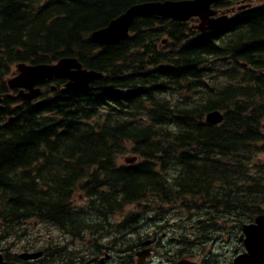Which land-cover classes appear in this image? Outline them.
<instances>
[{"label": "trees", "instance_id": "1", "mask_svg": "<svg viewBox=\"0 0 264 264\" xmlns=\"http://www.w3.org/2000/svg\"><path fill=\"white\" fill-rule=\"evenodd\" d=\"M163 1L0 0V95L19 63L76 58L103 74L88 91L63 93L65 81L54 80L36 101L3 97L0 242L20 240L36 222L82 242L83 252L118 238L134 253L144 242L138 215L115 216L132 205L159 213L176 206L195 218V255L214 233L237 240L264 214V4L205 33L192 22L139 16L125 41L88 40L131 6ZM215 110L222 123L206 124ZM126 155L137 162L119 165ZM30 239L20 247L84 264L75 262L78 247ZM179 243L178 258H189V243Z\"/></svg>", "mask_w": 264, "mask_h": 264}, {"label": "water", "instance_id": "2", "mask_svg": "<svg viewBox=\"0 0 264 264\" xmlns=\"http://www.w3.org/2000/svg\"><path fill=\"white\" fill-rule=\"evenodd\" d=\"M227 0H180L163 2H146L136 4L127 9L122 15L112 20L106 27L94 31L88 40L97 45L110 46L118 44L129 38L130 27L136 17L153 16L168 18L177 22H189L197 19L198 23L191 26L193 30L205 33L214 30L224 23L229 13L241 11L251 5H241L226 11H219L214 6ZM17 75H13L6 83L10 90L19 89L16 96L18 99L33 101L41 95L39 84L53 79L66 80L61 88L64 93L75 91H88L90 84L102 78L101 73L83 69L82 65L75 58H63L55 64L46 65H16ZM55 87H52L54 90ZM10 97V95H8ZM0 96V112L3 110ZM223 120V115L219 111H212L205 117V122L209 125H219ZM135 158L127 159L126 163H134ZM240 241L245 252L237 255L232 264H262L264 262V214L255 218L251 224L242 227ZM150 251L138 252L137 264H141L149 255ZM42 256V252L22 253L23 260L37 259ZM0 264H15L3 261L0 254ZM176 264H196L189 260H180Z\"/></svg>", "mask_w": 264, "mask_h": 264}, {"label": "flooded vegetation", "instance_id": "3", "mask_svg": "<svg viewBox=\"0 0 264 264\" xmlns=\"http://www.w3.org/2000/svg\"><path fill=\"white\" fill-rule=\"evenodd\" d=\"M155 212V216H148L141 215L139 213L138 220H140L141 231L144 233L142 239L143 243L132 253L128 247L125 245L126 240L124 239L123 242L116 238L113 241H108V238H101L98 239L97 244H92L90 247L89 252H83L80 248L79 250V258L75 259V262L84 263V264H137V251L142 250H151V254L148 258L143 260L141 264H153L152 257L156 254V248L162 247L165 250V263L166 264H175L178 261V254H177V245L174 244V241L177 240L176 238L172 239V244L168 243L167 245L159 240L157 234L155 233L156 228L159 225H164L166 228H183L184 222H189L191 220V216H187L184 219H181V223L178 226L177 221L173 222V217H168L167 215L159 216L158 210H148ZM123 216V214H121ZM127 215L123 216L122 221L125 219ZM175 223V224H174ZM146 228H150L151 231H147ZM149 232V233H148ZM178 236V235H177ZM168 237L164 234L163 236ZM113 239V238H111ZM9 240V239H8ZM7 239H4L0 242V254L3 256L4 262L15 263V264H59L56 263L52 256L48 253L42 251L43 255L41 258L31 259V260H23L19 257L22 253H34L35 251L32 249H20L19 246L11 247L13 244L9 243ZM193 245L194 241L189 242L188 252L190 253L191 257H194L193 254ZM17 248L20 250L18 251ZM196 258H203L205 264H218V262L214 259L211 254L206 256H201L199 253L196 254ZM162 262V261H161ZM163 263V262H162Z\"/></svg>", "mask_w": 264, "mask_h": 264}, {"label": "rangeland", "instance_id": "4", "mask_svg": "<svg viewBox=\"0 0 264 264\" xmlns=\"http://www.w3.org/2000/svg\"><path fill=\"white\" fill-rule=\"evenodd\" d=\"M263 3H264V0H253L254 6L260 5ZM13 68H15V66ZM129 158H131L130 155H126V156L119 158L118 160L119 165L127 164L126 159H129ZM76 203L79 204L80 201L76 200ZM132 211L139 212L142 216L145 215L146 217L148 216L154 217L156 214L155 212H152V211L140 212V210H138L136 207H130L126 209V211L123 213V216L127 215L128 213ZM183 213L184 211L177 209L178 216H181ZM175 214H176L175 211H173V212L166 213L165 215H167L168 217L170 216L173 217L174 218L173 222L177 221V224L179 226L181 222L179 218H176ZM188 215H192V213L189 212ZM123 216L119 215L117 217V221H122ZM194 222H195V218L192 217L189 222L183 223L184 225L183 228H166L164 225H159L160 229L158 230L157 237L159 240H162L164 244L167 245L168 243H170L173 246V243L171 242V240L177 236L178 232L185 233V229L187 228V232L190 235L191 239L196 240L197 236L199 235V229L194 224ZM27 224L29 225L28 228H23L26 230L25 236H19L20 240L11 239V238L8 240L9 243L13 244V246H11L12 248L15 246L20 247V244L25 243L28 237L32 238L30 239L32 243L34 244L38 243L37 246L40 245L39 243H44L46 240H49V239H53L54 241L61 243L62 245H65L67 243L68 250L70 249V251L68 252H72L71 249L73 248L78 247L79 249L83 247L82 242L71 241V239L65 238L64 236L60 234V232L56 228H53V227H50L44 224H37L36 222L35 223L27 222ZM146 229L149 232L151 231L150 228H146ZM164 234L168 237L164 238L163 237ZM35 240L37 241V243L35 242ZM178 240L180 239L177 238V240L174 241V244ZM210 242H211V245L207 247V250L213 252L214 256L216 257L215 260L218 262V264H231L233 258L238 253L242 252L240 243H238L233 233H231L229 236H227L224 233H214L211 237ZM20 249L22 248L20 247ZM17 250L20 251L18 248ZM155 252L156 254H154V256L152 257L153 264H166L165 263V254H166L165 250H163L162 247H160L158 249L156 248Z\"/></svg>", "mask_w": 264, "mask_h": 264}, {"label": "bare ground", "instance_id": "5", "mask_svg": "<svg viewBox=\"0 0 264 264\" xmlns=\"http://www.w3.org/2000/svg\"><path fill=\"white\" fill-rule=\"evenodd\" d=\"M230 1V0H229Z\"/></svg>", "mask_w": 264, "mask_h": 264}]
</instances>
